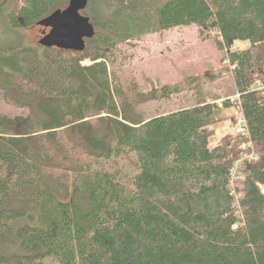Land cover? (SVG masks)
<instances>
[{
	"label": "trees",
	"instance_id": "1",
	"mask_svg": "<svg viewBox=\"0 0 264 264\" xmlns=\"http://www.w3.org/2000/svg\"><path fill=\"white\" fill-rule=\"evenodd\" d=\"M12 1L0 0L19 39L0 46V264H264V0H89L82 52L16 35L70 0L4 13ZM191 25L218 33L234 99L205 91L213 73L150 92L123 78L124 44ZM186 92L176 110H141ZM235 115L248 136L211 147Z\"/></svg>",
	"mask_w": 264,
	"mask_h": 264
},
{
	"label": "rangeland",
	"instance_id": "2",
	"mask_svg": "<svg viewBox=\"0 0 264 264\" xmlns=\"http://www.w3.org/2000/svg\"><path fill=\"white\" fill-rule=\"evenodd\" d=\"M21 0L12 1L3 8L7 12L18 8ZM84 14V13H83ZM85 15V14H84ZM42 26L21 29L19 34L24 37L22 43L29 47H39L40 39L43 37ZM218 33L210 32L201 36L196 25L188 27H177L157 34L147 35L139 40H134L123 45L122 50L126 56V65L123 71V78L129 82L134 81L142 92H150L163 85H175L193 76H202L206 73H213L218 76L215 83H204L205 91L224 98L234 99V82L230 75H226L229 61L226 58V51L219 49L217 44ZM18 38L8 35V29L0 22V46L17 43ZM240 47H249L248 42H239ZM84 64H89L88 61ZM192 97L189 92L180 96L170 97L159 103H145L143 111L151 114L163 111H172L183 106L186 99ZM209 98V97H208ZM212 100V98H209ZM4 113L14 115L17 110L5 107ZM238 118L236 115L213 127L214 135L209 139L210 146L219 143L225 135H232L236 132Z\"/></svg>",
	"mask_w": 264,
	"mask_h": 264
},
{
	"label": "water",
	"instance_id": "3",
	"mask_svg": "<svg viewBox=\"0 0 264 264\" xmlns=\"http://www.w3.org/2000/svg\"><path fill=\"white\" fill-rule=\"evenodd\" d=\"M89 0H70L65 9L53 12L38 23L49 33L44 32L39 44L46 48H58L66 51L82 52L86 40L95 36V27L85 11Z\"/></svg>",
	"mask_w": 264,
	"mask_h": 264
},
{
	"label": "built area",
	"instance_id": "4",
	"mask_svg": "<svg viewBox=\"0 0 264 264\" xmlns=\"http://www.w3.org/2000/svg\"><path fill=\"white\" fill-rule=\"evenodd\" d=\"M236 133L239 135L248 136L247 129L244 125V120L242 118L238 120ZM242 147L245 149L246 144H244ZM248 160H257V157L255 156L254 153L246 154L235 164L234 170L232 173V178L234 181L242 178L241 171H240L241 164Z\"/></svg>",
	"mask_w": 264,
	"mask_h": 264
},
{
	"label": "flooded vegetation",
	"instance_id": "5",
	"mask_svg": "<svg viewBox=\"0 0 264 264\" xmlns=\"http://www.w3.org/2000/svg\"><path fill=\"white\" fill-rule=\"evenodd\" d=\"M83 14V12H82ZM50 29H45V30H42V35H44L43 33L46 32V33H49Z\"/></svg>",
	"mask_w": 264,
	"mask_h": 264
}]
</instances>
